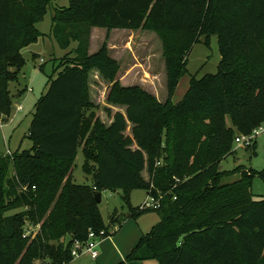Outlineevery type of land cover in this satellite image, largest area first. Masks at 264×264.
Listing matches in <instances>:
<instances>
[{
    "label": "trees",
    "instance_id": "trees-1",
    "mask_svg": "<svg viewBox=\"0 0 264 264\" xmlns=\"http://www.w3.org/2000/svg\"><path fill=\"white\" fill-rule=\"evenodd\" d=\"M55 1L0 0V117L11 113L9 88L21 70V51L44 37L37 25ZM93 28L157 33L166 64L164 105L115 83L119 65L105 48L89 55ZM50 36L70 51L55 58L59 65L36 103L28 135L33 146L0 153V264H68L74 240H87L90 230L109 233L149 212L160 222L120 264H264V197L252 193L264 171L222 168L236 153V138L264 125V0H69L55 10ZM215 36L217 73L193 76L183 100L174 103L193 47L202 38L209 46ZM73 42L78 46L71 49ZM93 70L114 82L107 103L126 111L109 127L97 121L88 130L83 169L93 184L79 185L72 175L91 123L85 116L93 107ZM129 124L132 137L125 134ZM146 166L150 181L142 177ZM236 174L239 179L227 181ZM151 185L164 194L161 208L133 207L130 192ZM107 190L123 192L128 211L115 210L105 224L96 195ZM27 222L41 224L35 238H24Z\"/></svg>",
    "mask_w": 264,
    "mask_h": 264
},
{
    "label": "rangeland",
    "instance_id": "rangeland-1",
    "mask_svg": "<svg viewBox=\"0 0 264 264\" xmlns=\"http://www.w3.org/2000/svg\"><path fill=\"white\" fill-rule=\"evenodd\" d=\"M69 6V0H56L50 7L49 12L44 20L37 26L44 34L35 44L24 48L21 51V70L16 74L17 78L10 83V94L13 97L11 105V113L4 117H0V153L7 154L11 151L13 154L17 150H29L33 143L28 139L30 126L33 121V114L36 110V103L39 102L41 96L47 90V82L49 76L53 74L59 63L55 58L64 57L70 50H63L59 47L54 38L50 36L52 18L56 9H62ZM106 36L105 31L97 30L88 32L87 43L89 55L98 54L105 48L106 55L109 59L115 61L119 65L116 72L115 83H118L125 88H139L156 98L157 102L164 105L168 99L167 93V75L164 50L162 41L153 31H137L131 37L119 34L118 31L112 32ZM82 40V39H81ZM77 42H73L71 49L76 48ZM220 53L218 49L217 37H212L209 46L202 38L200 43L196 44L189 56L188 72L179 81L178 87L173 96V102L179 103L183 100L190 86V81L193 76L199 79L207 74H215L218 71L220 63ZM41 66H44L46 74L41 72ZM15 72V69H12ZM89 99L93 105L92 109L86 111V122L91 120L90 126H85L82 134V145L79 150L72 180L79 185H92L93 177L84 172L83 165L85 158L83 155L86 140L88 139V130L92 129L97 121L109 127L113 123V116L118 113H124L126 109L109 105L107 96L114 82L104 79L101 74L93 70L89 74ZM21 93V96H19ZM22 107L21 111L18 108ZM107 109H110L112 115L109 116ZM132 125L126 131V135L132 137ZM264 128V125L262 126ZM89 139H91L89 137ZM255 146V152L252 153L246 146L234 143L235 155L230 156L222 163V168L225 171H234L242 169L244 171H264V136L257 135L252 146ZM134 149L137 145L134 144ZM14 170L11 167L9 174L10 178L14 179ZM142 177L146 181H150L148 167L142 173ZM240 174L232 175L227 181L234 182L239 179ZM252 193L255 198L264 197V181L260 177H256L253 181ZM148 191L144 189H136L130 192V203L133 207L140 206L148 197ZM102 201L98 205L99 212L105 224L109 223L110 216L115 210L120 213H127L128 208L125 203L124 193L121 191H103L101 192ZM24 208L18 209L9 213L20 214ZM128 215V214H126ZM160 222V217L155 212H149L142 215L137 221L128 218L122 222V228L117 230L123 237L116 239V245L112 246L106 240L115 237L117 232L111 228L110 238H103L104 246L108 243L112 246L107 249V254L103 260H98L101 264L104 260L112 259L117 261L119 254L126 250L128 241L133 238V234L140 236L141 231L144 234ZM123 229V230H122ZM119 233H117L119 235ZM68 242V239H67ZM122 247V248H121ZM122 249V250H121ZM100 252H103V247ZM103 255V253H102ZM101 260V261H100ZM71 263V262H70ZM97 264L91 259L74 260L73 264ZM133 263V262H132ZM69 264V263H68Z\"/></svg>",
    "mask_w": 264,
    "mask_h": 264
},
{
    "label": "built area",
    "instance_id": "built-area-1",
    "mask_svg": "<svg viewBox=\"0 0 264 264\" xmlns=\"http://www.w3.org/2000/svg\"><path fill=\"white\" fill-rule=\"evenodd\" d=\"M21 110H22V107H19L18 111H21ZM260 134L264 136V128L262 127L255 129L250 135L238 136L236 138V143L249 148L250 146L253 145L256 139V136ZM7 155H12V152L8 151ZM175 180H176V183L180 182L179 179H175ZM148 193H149L148 197L146 198L144 203L139 206V209L140 210L160 209L162 206V201L164 199V194H162L159 190H155L154 185H151ZM118 229L119 227L116 226L115 230L117 231ZM40 231H41V224L34 225V224L27 222L25 226L24 238H35L39 234ZM111 235H114V234H112L111 232L107 233L105 230H102L100 232L90 230L87 240L85 241L74 240L73 245H72L73 258H79L83 255H89L93 259H97L100 255L99 246L101 244V240L103 238L110 237Z\"/></svg>",
    "mask_w": 264,
    "mask_h": 264
},
{
    "label": "crops",
    "instance_id": "crops-1",
    "mask_svg": "<svg viewBox=\"0 0 264 264\" xmlns=\"http://www.w3.org/2000/svg\"><path fill=\"white\" fill-rule=\"evenodd\" d=\"M38 27V26H37ZM39 29V28H38ZM51 29H52V26H51ZM97 30H101V31H105L106 32V36H108V34H109V32H108V30L107 29H100V28H93L92 29V32L93 31H97ZM115 31V33H116V31H118V33L119 34H124V36L126 35V36H129V37H131V35H133L134 33H136L137 31H134V30H128V29H115V30H113L112 32H114ZM216 37V36H215ZM217 41H218V38H217ZM218 49H219V45H218ZM220 53V52H219ZM220 57H221V54H220ZM220 61H221V59H220ZM138 207V206H137ZM122 228V226L119 228V230ZM123 230V229H122ZM152 230V229H151ZM150 230V231H151ZM117 233H119L118 231L114 234L115 235V237H113V238H111V239H107L106 241L107 242H110L111 243V245L112 246H115L116 245V239L117 238H119V237H123L125 234L123 233V234H121V232L119 233V235L117 234ZM144 235V232L143 231H141V233H140V236L138 237V239H136V236L137 235H135V234H133V238H132V240L129 242L128 241V243H127V245H126V250L125 251H122L120 254H119V259L117 260V261H112V259H106V260H104V262H102L101 264H120V263H122V262H125L126 261V258H127V256L132 252V250L137 246V244L139 243V241H140V239H141V237ZM107 238H110V237H107ZM105 241V242H106ZM105 242H103L102 244H100V246H99V253H100V255H99V257L97 258V259H93L91 256H89V255H83V256H81V257H79V258H75L74 260H84V259H91L92 261H96V263L97 264H100L99 263V259L101 258V260H103V258H104V256L107 254V249L109 248V247H111L112 248V246L108 243V246H104V243ZM100 247H101V250H102V247H103V252H100ZM122 248V247H121ZM122 250V249H121ZM102 253H103V255H102ZM74 260L71 262V263H69V264H73L74 263ZM100 260V261H101ZM85 264H87V263H85ZM128 264H158L157 263V261H154V260H148V261H138V262H131V263H128Z\"/></svg>",
    "mask_w": 264,
    "mask_h": 264
},
{
    "label": "water",
    "instance_id": "water-1",
    "mask_svg": "<svg viewBox=\"0 0 264 264\" xmlns=\"http://www.w3.org/2000/svg\"><path fill=\"white\" fill-rule=\"evenodd\" d=\"M101 201H102V195H101V193H98V194L96 195V202H97L98 204H100Z\"/></svg>",
    "mask_w": 264,
    "mask_h": 264
},
{
    "label": "bare ground",
    "instance_id": "bare-ground-1",
    "mask_svg": "<svg viewBox=\"0 0 264 264\" xmlns=\"http://www.w3.org/2000/svg\"><path fill=\"white\" fill-rule=\"evenodd\" d=\"M75 259V258H74Z\"/></svg>",
    "mask_w": 264,
    "mask_h": 264
}]
</instances>
